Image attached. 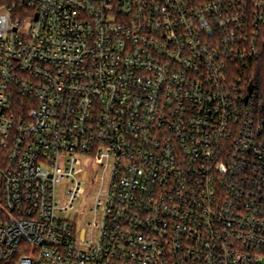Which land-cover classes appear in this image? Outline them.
<instances>
[{"label": "built area", "instance_id": "built-area-1", "mask_svg": "<svg viewBox=\"0 0 264 264\" xmlns=\"http://www.w3.org/2000/svg\"><path fill=\"white\" fill-rule=\"evenodd\" d=\"M262 27L264 0L0 4V264H264Z\"/></svg>", "mask_w": 264, "mask_h": 264}, {"label": "trees", "instance_id": "trees-1", "mask_svg": "<svg viewBox=\"0 0 264 264\" xmlns=\"http://www.w3.org/2000/svg\"><path fill=\"white\" fill-rule=\"evenodd\" d=\"M8 0H0V4ZM240 78L244 91H247L248 85L252 84L251 94L257 107L264 109V27H262L259 53L257 58L248 66L241 69Z\"/></svg>", "mask_w": 264, "mask_h": 264}, {"label": "water", "instance_id": "water-1", "mask_svg": "<svg viewBox=\"0 0 264 264\" xmlns=\"http://www.w3.org/2000/svg\"><path fill=\"white\" fill-rule=\"evenodd\" d=\"M251 90H252V84L250 83V84L248 85V94L251 93ZM247 98H248V95L245 97V100H247Z\"/></svg>", "mask_w": 264, "mask_h": 264}, {"label": "rangeland", "instance_id": "rangeland-1", "mask_svg": "<svg viewBox=\"0 0 264 264\" xmlns=\"http://www.w3.org/2000/svg\"><path fill=\"white\" fill-rule=\"evenodd\" d=\"M81 202V199H79L76 203L77 206H79V203Z\"/></svg>", "mask_w": 264, "mask_h": 264}]
</instances>
